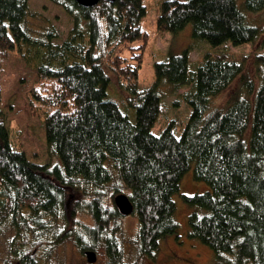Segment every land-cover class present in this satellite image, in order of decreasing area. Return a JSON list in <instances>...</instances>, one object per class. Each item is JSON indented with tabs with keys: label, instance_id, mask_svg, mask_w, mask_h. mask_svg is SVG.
<instances>
[{
	"label": "trees",
	"instance_id": "1",
	"mask_svg": "<svg viewBox=\"0 0 264 264\" xmlns=\"http://www.w3.org/2000/svg\"><path fill=\"white\" fill-rule=\"evenodd\" d=\"M50 1L74 20L62 45L51 30L43 38L34 36L28 25L30 0H0V228L9 224L16 230L18 264H41L47 243L33 232L49 229L48 217L61 216L72 224L85 209L95 221L89 230L94 241L104 237L106 264H126L123 246L115 233L108 234L124 218L115 203L119 190L110 198L113 210L105 205L102 189L114 178L109 162L130 191L144 257L154 258L160 242L178 233L174 196L195 165V179L211 192L184 197L200 210L190 216V238L211 248L215 264H264V53L256 57L263 71L260 84L243 62L228 55L206 54L191 71L190 48L158 62L157 83L140 90L150 38L142 27L144 0L101 2L94 8L75 0ZM244 6L242 12L238 0H167L158 29L178 34L192 24L194 39L214 48L252 44L260 30L247 20L249 14L264 12V0H245ZM257 44L264 50V37ZM11 54L38 73L30 109L45 124L56 165L31 162L22 145L12 141L1 83L2 64ZM112 76L137 102L135 122L119 100L109 97ZM164 81L190 90L193 112L181 136L176 122L160 136L153 132L162 113L158 87ZM237 81L247 92L233 94L224 108L212 110L213 100ZM86 186L96 191L89 193Z\"/></svg>",
	"mask_w": 264,
	"mask_h": 264
},
{
	"label": "rangeland",
	"instance_id": "2",
	"mask_svg": "<svg viewBox=\"0 0 264 264\" xmlns=\"http://www.w3.org/2000/svg\"><path fill=\"white\" fill-rule=\"evenodd\" d=\"M63 1V0H60ZM167 0H144L147 15L142 20V27L148 32L150 38L144 52V63L140 70L139 88L146 90L157 83L156 64L165 62L169 53L181 56L188 49L193 48L191 71H196L206 54L212 56L228 55L231 60L243 62L249 76L260 84L262 69L256 63V57L263 54L264 50L257 43L264 37V12L260 14H247L248 24L256 26L260 35L255 43L234 47L232 44L214 48L206 41H196L193 37L194 28L190 24L178 34L160 32L158 19L162 4ZM187 2L189 0H177ZM245 0H238L242 12L245 11ZM28 25L36 38H43L49 30L58 35L55 42L62 45L69 37L74 28V20L66 11L50 0H30V18ZM142 42L136 43L141 45ZM129 57V54H127ZM2 108L5 114V122L11 131L12 141L22 145L31 162L39 165H56L57 160L52 159L48 150L46 128L44 122L34 118L30 109L29 94L33 86L38 82V73L27 62L11 54L2 64ZM112 82L108 89L110 98L119 100L122 109L136 121V101H130L125 87H121L117 79L112 76ZM126 84V83H125ZM190 90L178 89L169 81H164L158 87L161 98L162 113L153 130L160 136L171 122H176V132L181 136L189 123L193 109L187 100ZM240 81L232 88L213 100L211 109H221L227 105L233 94H245ZM250 97V95H247ZM195 166V165H194ZM188 172L181 181L180 191L174 196L177 205L175 219L179 224V231L160 242V248L154 258L144 257L140 251L138 240L139 220L136 215L118 219L112 224L109 235L115 233L125 252L126 264H215V254L210 247L198 240L190 238V216L200 211L198 208L186 204L185 196H195L211 192V188L204 182H198L194 176V168ZM106 167L113 173V181L103 192L106 195L105 205L113 210L111 196L116 190L119 194L129 195L130 191L124 188L118 172L109 162ZM89 193L96 191L95 187L86 186ZM49 229H38L33 236H38L47 246L40 253L41 264H91L86 256L87 252L97 254L95 264H106L107 255L104 237L96 242L89 230L95 228V221L88 210L81 211L75 223L59 217L58 219L47 218ZM17 232L9 224L0 228V264H18L15 255L14 240ZM93 248H95L93 250Z\"/></svg>",
	"mask_w": 264,
	"mask_h": 264
},
{
	"label": "water",
	"instance_id": "3",
	"mask_svg": "<svg viewBox=\"0 0 264 264\" xmlns=\"http://www.w3.org/2000/svg\"><path fill=\"white\" fill-rule=\"evenodd\" d=\"M117 0H75L77 4L84 8H94L98 6L101 2L115 3ZM116 206L119 210V213L123 217H129L134 214L135 207L131 202L129 196L125 194H120L115 199ZM86 256L89 263L95 264L97 262V254L95 252H87Z\"/></svg>",
	"mask_w": 264,
	"mask_h": 264
},
{
	"label": "bare ground",
	"instance_id": "4",
	"mask_svg": "<svg viewBox=\"0 0 264 264\" xmlns=\"http://www.w3.org/2000/svg\"><path fill=\"white\" fill-rule=\"evenodd\" d=\"M120 195V194H119Z\"/></svg>",
	"mask_w": 264,
	"mask_h": 264
}]
</instances>
